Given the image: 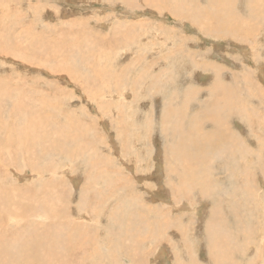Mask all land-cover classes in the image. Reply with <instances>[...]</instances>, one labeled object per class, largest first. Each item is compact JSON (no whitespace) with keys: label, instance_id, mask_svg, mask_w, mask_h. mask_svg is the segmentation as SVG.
Listing matches in <instances>:
<instances>
[{"label":"rangeland","instance_id":"374dc122","mask_svg":"<svg viewBox=\"0 0 264 264\" xmlns=\"http://www.w3.org/2000/svg\"><path fill=\"white\" fill-rule=\"evenodd\" d=\"M260 69L264 0H0V264H264Z\"/></svg>","mask_w":264,"mask_h":264},{"label":"bare ground","instance_id":"6f19581e","mask_svg":"<svg viewBox=\"0 0 264 264\" xmlns=\"http://www.w3.org/2000/svg\"><path fill=\"white\" fill-rule=\"evenodd\" d=\"M155 4V3H154ZM210 12V11H209ZM210 17H211V19H210V21L215 17L214 16V14H211L210 13ZM221 18V17H220ZM222 19V18H221ZM227 22V21H226ZM212 27V26H211ZM202 29V28H201ZM213 29H215L217 32L216 33H221L222 34V32H224V31H231V32H234V30L232 29H230L229 27H227V28H225V27H215V28H212V30ZM211 31V30H210ZM213 31H211L210 33H212ZM215 36L216 37H222L220 34H218V35H216L215 34ZM223 38V37H222ZM233 48V47H232ZM244 52H247L246 50H244ZM243 52V53H244ZM4 54V53H3ZM9 55V54H8ZM244 56H246V57H248L247 56V54H244ZM4 58V57H3ZM249 58V57H248ZM25 60V59H24ZM23 60V61H24ZM29 65V64H28ZM259 68V67H258ZM261 70V69H260ZM263 70V69H262ZM261 70V71H262ZM264 71V70H263ZM119 106H121V105H119ZM123 109V108H122ZM122 109H119V111L120 110H122ZM258 115V114H257ZM21 132V131H20ZM22 133V132H21ZM128 133V132H127ZM113 140V139H112ZM181 150H183L184 151V149L182 148ZM202 154H198V156H197V159H199L200 158V156H201ZM181 158V157H180ZM200 160V159H199ZM178 162V161H177ZM184 164V163H183ZM202 165V164H201ZM172 166H174V165H172ZM186 168V167H185ZM188 168V167H187ZM188 169H190V168H188ZM188 169H185V170H188ZM191 170V169H190ZM133 172V171H132ZM198 172V171H197ZM199 173V172H198ZM208 173V172H207ZM188 174H189V172H188ZM73 181L75 182V184H77V182H78V180H76V178H75V180L73 179ZM144 181V180H143ZM148 187V186H147ZM153 191V190H152ZM179 199V198H178ZM182 199V198H181ZM180 200V199H179ZM205 205V204H204ZM177 207H180V208H185V207H187V206H191V203L189 202V201H185V200H183V201H179V204H177L176 205ZM85 219H86V221H88V220H91L92 218H89L88 216L87 217H84ZM138 229V228H137ZM251 229V228H250ZM149 231V230H148ZM137 232V231H136ZM141 233V232H140ZM133 235H134V233H132ZM144 236V235H143ZM138 237V236H137ZM134 238V237H133ZM132 238V239H133ZM136 238V237H135ZM123 239V238H122ZM140 239H143V237H140V238H138L137 240H135V244L137 243V245H138V247H139V244H138V240H140ZM133 241V240H132ZM111 243V242H110ZM134 244V245H135ZM136 245V246H137ZM154 247H157L159 250H158V252H157V256H159V258H161V259H163V261L165 262V264H167V260H166V256L164 255V252H163V249H161V247L158 245V244H156V246H154ZM157 248H156V250H157ZM137 248H134V250H136ZM155 250V249H154ZM136 252V251H135ZM138 252V251H137ZM144 252V251H143ZM143 252H142V254H141V260H139V262H143ZM152 252V251H151ZM154 253V252H153ZM147 254V253H146ZM124 256V255H123ZM139 256V255H138ZM137 258V257H136ZM131 261H134L133 260V258L131 259ZM149 261V260H148ZM136 262V261H135ZM134 262V263H135ZM143 263H145V261L143 262ZM142 264V263H141Z\"/></svg>","mask_w":264,"mask_h":264}]
</instances>
